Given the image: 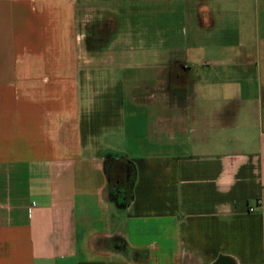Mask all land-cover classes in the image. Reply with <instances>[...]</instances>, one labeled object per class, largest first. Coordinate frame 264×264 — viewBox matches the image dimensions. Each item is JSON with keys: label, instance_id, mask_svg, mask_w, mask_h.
<instances>
[{"label": "crops", "instance_id": "obj_1", "mask_svg": "<svg viewBox=\"0 0 264 264\" xmlns=\"http://www.w3.org/2000/svg\"><path fill=\"white\" fill-rule=\"evenodd\" d=\"M103 1L0 0V264H264V0L136 58L110 30L80 51ZM125 101L153 141L127 203L103 138Z\"/></svg>", "mask_w": 264, "mask_h": 264}, {"label": "rangeland", "instance_id": "obj_2", "mask_svg": "<svg viewBox=\"0 0 264 264\" xmlns=\"http://www.w3.org/2000/svg\"><path fill=\"white\" fill-rule=\"evenodd\" d=\"M95 1L96 3H105L103 0ZM239 1L240 0H108L107 3L108 5H112L111 9L113 10L112 13L108 10L106 15L111 16L110 20L113 19V24L109 23L107 26L104 24V21L103 23L100 21V18L97 19V22L94 21L90 23L91 16L84 17V23L90 24H87L86 27L84 25L81 27L78 26V31L84 30L86 33V37H84L78 45H80V51L86 49V52H89L92 48V43L94 44L96 41V35H98L99 38L102 37V35L98 33L101 32L99 30H101V26L104 24L102 28L106 26L108 28L105 27L104 30H110V33L104 32V43L109 41L111 37L119 39V42L115 44L114 47L129 48V46L124 47V36L132 40H136L138 38L137 35L143 37L144 40H142V42L140 40L141 47L136 48L134 45L133 49H127V51L136 58L135 55L151 53L153 47L150 46V44H152L154 40V29L156 31V37L159 35L158 27H161L162 30L160 33L162 39L169 40L172 36V39L176 37V43H184L185 34L182 30L186 29L188 33H193L196 24L192 19L190 20L187 17V12L191 13V16L193 14L192 12H194L191 11V9H195V16L197 17L199 14L202 18L204 3L208 5L211 3L210 6L214 8V14L218 19L216 27H220L224 25V20L227 19L229 21L233 16L229 11L223 12L221 6L223 5V7H226L225 9H228L238 4ZM219 11L220 13L223 12L221 16L218 15ZM98 13H101V11H98L97 14ZM194 33L197 34V31H194ZM195 39L202 42L207 41L208 37L203 38L201 32H199ZM163 49L165 50L166 47ZM163 49L161 47L162 51ZM105 88L104 82H99L97 85L99 91H108ZM103 97L104 96H102V98ZM111 104L115 109L119 106L115 99ZM108 120L112 122L110 125L112 126L114 124L116 125L115 121L120 119L115 118L113 120L108 118L106 121ZM123 121L124 126L121 125L120 127L109 128L106 136L103 137L107 141V145H110L114 149L116 148V150H110L107 155L114 151L126 156L127 154L140 153V145L144 146V150L146 147L152 146L153 141L148 139L147 128L141 112L136 110L134 106L127 101H125L123 105Z\"/></svg>", "mask_w": 264, "mask_h": 264}, {"label": "trees", "instance_id": "obj_3", "mask_svg": "<svg viewBox=\"0 0 264 264\" xmlns=\"http://www.w3.org/2000/svg\"><path fill=\"white\" fill-rule=\"evenodd\" d=\"M106 171L109 183L117 186V188L112 190V193L115 194L118 192L121 195L124 193L123 203L130 201L136 173L133 162L124 154L113 151L107 155Z\"/></svg>", "mask_w": 264, "mask_h": 264}, {"label": "flooded vegetation", "instance_id": "obj_4", "mask_svg": "<svg viewBox=\"0 0 264 264\" xmlns=\"http://www.w3.org/2000/svg\"><path fill=\"white\" fill-rule=\"evenodd\" d=\"M99 31H101V32H102V31H104V28H102V29H101V30H99ZM101 32H99L98 34H99V35H102V33H101ZM104 32H105V31H104ZM97 36H98V35H97ZM102 38H103V37H101V38H99V39H102Z\"/></svg>", "mask_w": 264, "mask_h": 264}, {"label": "built area", "instance_id": "obj_5", "mask_svg": "<svg viewBox=\"0 0 264 264\" xmlns=\"http://www.w3.org/2000/svg\"><path fill=\"white\" fill-rule=\"evenodd\" d=\"M250 209H252V208H250Z\"/></svg>", "mask_w": 264, "mask_h": 264}]
</instances>
